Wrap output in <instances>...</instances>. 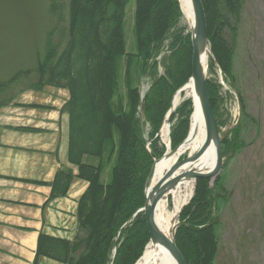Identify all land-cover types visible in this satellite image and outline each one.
<instances>
[{
	"label": "rangeland",
	"instance_id": "rangeland-1",
	"mask_svg": "<svg viewBox=\"0 0 264 264\" xmlns=\"http://www.w3.org/2000/svg\"><path fill=\"white\" fill-rule=\"evenodd\" d=\"M138 1L126 0L123 8L124 56L117 63L116 92L112 104L115 108L121 106L122 111L133 112L131 117L138 127L141 143L140 150L134 151L138 158L142 151L151 157H157L152 159L153 165L165 155L166 144L171 146L170 149H174L181 145L189 133L193 103L182 89L191 79L192 28L182 14L179 0H145L149 6V16L170 1L174 5L169 15L171 25L159 42L149 45L151 56L146 63L147 71L140 72L134 64L128 68L129 61L139 53L140 37L144 38L150 30L147 25L141 30L136 25V13L140 4ZM153 2H160L162 5L152 9L150 6ZM56 3L58 9L53 8L52 0H0V85H4V88L0 89V111L9 106L20 110L25 104L30 103L27 108L39 111L42 115L38 120L44 121L42 120L44 115V118H49L50 112L54 113L61 108L58 117L61 116V112L68 116L69 148L67 106L70 93L65 88L50 86L45 81H40L39 75L41 67L48 60V42L53 39L59 44L57 49L59 56L69 40L70 0H56ZM209 22L207 19L208 31ZM223 23L226 27L219 28L216 23L218 33L215 30L216 33L213 35L217 36V40L220 39L221 47L225 46L227 52L223 51L217 61L212 51L210 53L211 43L209 36L207 37L209 54L204 77L209 106L218 132L222 136L220 145L223 164L216 175L191 180L193 183L191 196L174 220L176 230L173 240L175 243L177 225L188 223L187 215L196 208L197 211L202 209L206 214L200 219L202 222L199 225L210 226L217 243L216 253L212 260L210 259V264H264V0H243L239 14L236 16L229 14L223 19ZM215 41L214 46L217 47ZM169 75L173 79L172 84H168ZM163 82L167 86H163ZM57 90L67 91L68 98H65L64 93L58 94ZM129 93H132L131 106ZM179 93L180 103L166 120L170 133L166 143L161 136L162 124L167 112L173 108L174 96ZM29 94L33 95L30 100L22 98ZM52 95L58 96V99ZM49 121L46 119L45 123L40 125L42 128H38L36 122H25L20 119L11 120L3 125L5 129L11 131L37 132L45 130ZM171 133L175 143L179 142L175 147ZM118 142V136L114 134L111 146L104 148L101 157L82 158L84 164L100 168L99 180L102 185H108L111 181L112 171L117 163ZM184 157L185 155L181 159ZM72 166L78 171L74 165ZM67 170L73 174L71 169H62ZM59 171L61 169L56 174ZM172 190L175 188L165 195L169 209L172 207L169 195ZM132 196L133 190H127L123 192L122 199L131 200ZM189 210L192 211L188 212ZM138 211L139 209H136L132 218H136ZM198 216L197 214L196 218ZM76 222L77 234V216ZM128 224H124L116 236L121 235L122 229L125 230ZM200 226L185 232L199 250V260L207 256V254L203 256L197 246L198 233L195 231ZM137 229L138 226L124 236L129 239L126 241L123 239V246L126 243L131 246L133 243L134 246L126 264H135L149 244L146 230L137 237L139 234H135ZM44 240L54 242L60 239L40 233L32 264H37L40 258L53 260L37 256L39 243ZM114 240H118V244L112 247L110 261H113L116 249L119 248L120 241L122 242L119 237ZM186 259V263L189 264Z\"/></svg>",
	"mask_w": 264,
	"mask_h": 264
},
{
	"label": "trees",
	"instance_id": "trees-1",
	"mask_svg": "<svg viewBox=\"0 0 264 264\" xmlns=\"http://www.w3.org/2000/svg\"><path fill=\"white\" fill-rule=\"evenodd\" d=\"M125 1L70 0L71 25L69 40L64 46L63 53L58 56L59 44L53 39L48 42V60L39 71L40 81H45L50 86L65 88L70 93L67 106L68 161L78 170L77 176L69 170L59 171L51 184L50 197L53 199L65 196L74 177L86 181L88 187L77 203L78 230L74 240L41 241L38 246V257H48L63 264H110V262L126 264L134 246L133 243L132 246L127 243L123 246V239L124 241L129 239L124 236L132 232L136 226L138 229L135 234L139 233L137 237L146 230L143 214L138 213L136 218L132 216L136 209H141L144 205L145 180L150 172L152 159L157 157H151L142 151L138 158L134 150H140L141 143L138 127L132 118L133 112L122 111L121 106L115 108L112 104L116 92V67L124 56L122 25ZM201 1L208 22L210 21L208 36L211 51L218 61L226 49L225 46L221 47L220 39L217 40V36L213 34L217 32V25L219 28L226 27L223 23L225 17L229 14L234 16L239 14L243 0ZM160 2H153L150 8H158L162 5ZM52 3L53 8L58 9L56 0H52ZM138 3L140 4L136 13V25L140 30L147 25L150 30L144 38L140 37L139 53L129 61L128 68L134 64L143 72L147 71L146 63L151 56L149 45L159 42L170 28L169 15L174 5L168 1L166 6L158 8L155 14L149 16V6L145 0H139ZM214 40L217 47L214 46ZM169 77L168 84H172L173 79L170 75ZM163 86L167 84L163 82ZM2 88L4 85H0V89ZM131 96L132 93H129L128 99L131 101L129 106L133 104ZM114 134H117L119 140L117 163L113 168L110 183L102 185L99 180L100 168L84 164L82 158L101 157L104 148L111 146ZM171 137L172 143L176 144L174 147L177 146L179 142L175 143L173 133ZM127 190H133L131 200L122 199L123 192ZM197 209L188 211H192L187 215L188 223H181L178 227L175 244L183 257L188 259L186 260L189 264H210V259L212 260L216 253L217 243L210 226L199 225L206 211ZM128 221L130 222L125 230L122 229L121 235L116 236L118 230ZM195 226H200L198 229L195 228L197 230L195 232L198 233L197 246L203 256L207 254L201 260L199 250L190 240L192 238L185 235L186 231L194 229ZM116 237L122 242L120 241V246L116 249L113 261H110L112 247L118 244V240H114ZM186 255L188 257H185Z\"/></svg>",
	"mask_w": 264,
	"mask_h": 264
},
{
	"label": "crops",
	"instance_id": "crops-1",
	"mask_svg": "<svg viewBox=\"0 0 264 264\" xmlns=\"http://www.w3.org/2000/svg\"><path fill=\"white\" fill-rule=\"evenodd\" d=\"M57 91L58 94L64 93L65 98H68L67 91ZM52 97L58 99L56 95ZM60 109L54 113L50 112L49 118H44V115L42 120L50 121L45 130L39 129L37 132L11 131L5 129L3 124L20 119L36 122V126L42 128L40 125L45 122L38 120L42 115L39 111L25 108L24 115L20 118L10 116L9 111L17 112L10 106L0 111V121H3L0 122V264H32L40 233L65 241H72L76 234L77 203L85 192L87 183L73 179L66 196L50 198L51 183L58 170L67 168L72 170L73 175L77 174L67 159L68 116L61 112L58 117ZM49 136L53 141L51 148H48ZM39 158L44 162L48 159L47 164H40ZM59 203H66L69 208L62 209ZM25 241L29 244L26 245ZM37 264L62 263L40 258Z\"/></svg>",
	"mask_w": 264,
	"mask_h": 264
},
{
	"label": "bare ground",
	"instance_id": "bare-ground-1",
	"mask_svg": "<svg viewBox=\"0 0 264 264\" xmlns=\"http://www.w3.org/2000/svg\"><path fill=\"white\" fill-rule=\"evenodd\" d=\"M179 4L184 18L189 21L192 28L195 22V11L191 0H179ZM208 54L209 51L205 52V54L203 55L200 61V73L202 77L206 76ZM182 90L185 93V96L189 97L193 103L189 133L186 139L182 141L179 149L176 151L174 155L168 156V152H170L172 149H170L171 146H168V144H166L165 155L160 160L156 161L154 164V175L152 177V180H150V184L148 185L149 189H151L156 184V182L160 179L162 175H164L166 171L170 170L171 168H173V166L176 163L180 162L182 156L185 155L186 157L188 154L196 153L201 148L204 142L205 126L202 115L203 111L200 106V100L198 94L194 90L191 81L188 84H186V86ZM31 96L33 95L29 94L23 97V99L30 100ZM180 98H181L180 93L174 96L172 100L173 108H171L167 112V115H165L164 124H162L163 126L161 130V136L164 142L166 143H168L167 142V140L169 139L168 134H170L167 129L168 123L166 122V120L170 118L169 114L171 113V111H173L176 108V106L180 103ZM27 104L29 105L30 103ZM28 105L25 104L24 107L23 106H18V107H23L25 110V108H27ZM23 108H21L20 110L17 108L19 110L18 111L16 109L17 112L9 111L10 116L12 115L14 116V118L22 117L24 115ZM7 121H9V119ZM48 142H49L48 148H51V146L53 145L51 136H49ZM4 145L11 146L9 144H4ZM21 148L28 149L26 147H21ZM36 150L46 151L48 149H36ZM38 162L40 164L42 163V165L44 166L47 164L48 159H45L44 162L42 158L41 159L39 158ZM17 165L22 166L21 163H17ZM215 167H216V148H215V144L212 143L207 149V151L199 158V160L197 162H192L191 164H189L188 168L185 169V171L195 170L198 173L208 174V173H212ZM192 187H193V183H191V181H183L182 183L178 184L175 187V190H172L170 192L169 195L171 197V206H172L171 209H169L167 198H165L166 197L165 195H167L168 193H164L159 198L155 212V223L159 234L162 236L164 240L166 241L172 240L174 227H175L174 220L180 214L183 206L188 202L192 193ZM143 194H144V190H143ZM58 205L62 209L69 208V206L66 203L63 204L59 203ZM25 244L27 245L29 244V242L25 241ZM135 264H179V263L175 261V259L170 255V253L163 245L149 243L147 247L144 249L142 256L138 259V261Z\"/></svg>",
	"mask_w": 264,
	"mask_h": 264
},
{
	"label": "water",
	"instance_id": "water-1",
	"mask_svg": "<svg viewBox=\"0 0 264 264\" xmlns=\"http://www.w3.org/2000/svg\"><path fill=\"white\" fill-rule=\"evenodd\" d=\"M194 11H195V22L191 30V83L194 90L198 94L200 100V106L202 109V115L205 126V137L201 148L194 154H188L185 158L181 159L180 162L176 163L173 168L166 171L164 175L156 182V184L149 189L148 185L154 175V164L152 165L148 177L145 181L144 186V205L137 213L142 212L144 216L145 226L151 244L163 245L170 255L179 264H187L182 254L177 249L174 243V233L176 227H174L173 238L171 241H166L159 234L156 223H155V212L159 198L175 188L178 184L183 181H191L202 178H209L216 175L222 166V155H221V141L222 136L218 132L216 121L212 114L209 106L208 97L205 88L204 77L200 73V61L205 52L208 51V29H207V18L204 7L201 0H191ZM214 143L216 148V167L212 173L203 174L198 173L195 170L185 171L188 165L192 162H197L199 158L207 151L209 146ZM180 145L168 152V156L174 155L179 149ZM181 172V173H180ZM136 213V214H137ZM128 221L125 225H127ZM179 224L177 225L178 228Z\"/></svg>",
	"mask_w": 264,
	"mask_h": 264
}]
</instances>
